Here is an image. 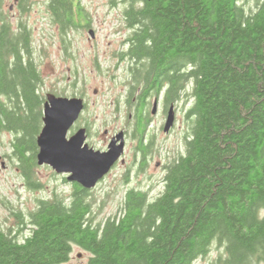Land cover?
<instances>
[{"label": "trees", "instance_id": "obj_1", "mask_svg": "<svg viewBox=\"0 0 264 264\" xmlns=\"http://www.w3.org/2000/svg\"><path fill=\"white\" fill-rule=\"evenodd\" d=\"M247 1L128 0L136 62L122 82L131 95L164 85L166 103H189L184 153L165 163L155 198L129 188L105 219L77 183L68 195L37 199L27 214L14 211L16 225L0 228V264H62L74 245L89 252V264H193L213 248L209 264H264V0ZM3 3L0 132L15 133L21 177L38 188L45 96L23 17L33 1L18 0L14 27ZM46 4L63 32L81 15L72 0Z\"/></svg>", "mask_w": 264, "mask_h": 264}, {"label": "rangeland", "instance_id": "obj_2", "mask_svg": "<svg viewBox=\"0 0 264 264\" xmlns=\"http://www.w3.org/2000/svg\"><path fill=\"white\" fill-rule=\"evenodd\" d=\"M32 1L30 10L23 17L26 20L27 26L31 29L33 58L44 81L41 86V92L44 96L47 92L54 93L53 91H55V93H59V96L85 98L87 106L84 107L76 123H88L92 127L90 137L92 144L96 148H101L104 145V140H99L100 135L97 133L99 126L94 121L100 114L106 120L116 115L114 109L112 112L110 102L112 98L118 97L120 100L124 98L123 96L126 90L122 82L125 77L124 72L123 70L117 71L112 81L111 71H108L111 65L110 60H101L103 71L100 75L97 74L99 73L98 71L93 70L92 60L89 69L85 68L88 62L84 61V59L74 61L65 60L62 49L56 43L57 41L60 42L59 28L57 25L51 24L50 14L47 12L45 1ZM93 1L96 3L100 0ZM254 1L249 0L245 2L246 6L253 5ZM12 3H14V0H4L3 10L8 15L14 27L17 22L16 18L19 17L20 13L16 8V4H13L12 9L9 10V6ZM95 7H97L100 14H103L106 9V5L100 2ZM120 10L121 5L119 3L114 5L113 22L107 18L104 25L102 26L101 24L96 29L100 50L109 47L108 42L113 41V47L119 45L117 40L121 39L124 35V32L115 33L118 22L121 20L119 15ZM76 36L79 41V47L81 48L82 45H85V38L88 37V33L85 30H78L77 34L73 35V37ZM84 49L85 57H89L90 52L86 48ZM81 52L79 50L77 56L80 55V57H83ZM114 63L115 61L113 59ZM124 65L125 63L122 64V66ZM121 95H123V98H121ZM188 105L189 103L184 102L177 105L176 124L174 129L168 133H164L161 130V120L159 117L150 126L149 131L156 133L158 144L154 147L155 153L153 157L149 158V164L144 167L135 166L136 163L131 158V144L127 150V157H125L124 163L120 162L114 171L107 173L95 187L89 189V200L93 201V212H97V220L105 219L116 213L120 207L125 191L129 188L147 191L151 198H155L161 192L163 187L162 178L164 175L163 164L170 161L173 157H177L178 154L184 153L185 150L184 134L187 127L185 111ZM123 111L124 108H121L119 120H122L119 121L118 126L124 125ZM30 128L34 135L37 124L34 122ZM130 128L131 126H128V129ZM1 133L0 153L8 150V142L11 140L9 132ZM2 143L4 146H2ZM26 155L29 157L30 151L26 152ZM4 164V167L0 166V228H5L9 224V221H6L8 213L12 214V212L19 210L26 212L35 208L36 200L39 198H49L54 193L68 195L71 192L72 183L66 180V174H57L47 165L37 164L34 167V179H37L41 183V186L38 188H30L27 185L26 187L23 186L24 181L21 177V170L20 172L14 171L12 163L10 162H4ZM216 255L217 250L213 248L207 258L198 259L193 264H209V261L215 258ZM89 256L88 251L74 245L70 254L71 261L68 264H89Z\"/></svg>", "mask_w": 264, "mask_h": 264}, {"label": "flooded vegetation", "instance_id": "obj_3", "mask_svg": "<svg viewBox=\"0 0 264 264\" xmlns=\"http://www.w3.org/2000/svg\"><path fill=\"white\" fill-rule=\"evenodd\" d=\"M46 3V0H44ZM18 0H14V3H12L9 6V10L12 9L13 4H16ZM100 2L106 5V9L103 12V14H100L98 12L97 7L95 5ZM114 3V4H113ZM119 3L121 5V10L119 11L120 15V21L118 22V27L115 29V33H122L124 32L123 37L121 39L117 40L119 42V45L113 47V41L108 42L109 47L102 48L100 50V47H98V38L96 36V29L104 25V23L107 21V18L112 20L113 22V7ZM72 5L74 7L78 6L80 10V17L78 21L69 22L67 25L66 31L63 32L61 29V26L59 23L54 22L52 20V16L50 13V10H48L47 4V12L50 14L51 24L58 26V32L60 36V42L58 43L59 48L62 49V53L65 56V60H82L87 61V66L85 68L89 69L90 63L92 60V67L94 71H98V75H100L103 71L102 69V59L110 60L111 65L108 68V71H111L112 81L113 77H115V74L119 70H123L124 75L131 74V71H134V66L136 59L132 54V42L133 37L132 33L135 32L136 27L129 26V23L126 21L125 17V11L129 8H131L128 0H100L95 3L93 0H72ZM133 8V7H132ZM118 15V16H119ZM18 19V18H16ZM78 30H85L88 33V37L85 38L86 42L85 45H82V47H79V41L77 40V36L73 37L74 34H77ZM113 30V25H112ZM87 49L88 52H90L89 57H85V49ZM81 50V55L83 57L77 56L78 51ZM113 59L115 63L113 64ZM125 63L124 66L122 64ZM114 70V71H113ZM44 83V81H43ZM42 83V85H43ZM41 85V86H42ZM125 86V94L124 96L121 95L122 100H120L118 97L112 98L110 102V106L115 110L114 117H112L109 120H106V118L102 117L101 114L99 117H97L94 121L95 124L99 126V130L97 131L98 135H100L99 140H104V145L101 148H96L91 140V132L92 127L87 123L83 122L81 124H77L76 122L72 125V127L69 130V133H74L77 129L80 127H84L86 129V142L90 147H93L94 149H98L100 151H105L109 145V143L115 138V136L122 131L123 132V139H124V150L121 157L113 164L110 171H114V169L117 167V165L120 162L124 163L125 157H127L126 153L128 148L131 146L132 151V157L133 162H135V166L144 167L145 165L149 164V158L153 157L154 155V147H156L157 143V135L155 132L151 133L149 131L150 126L153 124L155 120L159 117L160 127L161 130L164 133H168L170 130L174 129L175 122H176V109L177 105L179 103L177 102H165V91H164V85L160 87L156 86H149L145 91H140L141 87H137V93L131 95L128 93V87ZM43 88V87H42ZM52 93V92H51ZM143 97H140V96ZM123 96V97H122ZM129 97H131V100H129ZM84 105L86 104V99L83 98ZM84 106V107H85ZM121 108H124V120L123 126H118L119 121V112H121ZM172 109V112L174 114V121L173 125L170 128L168 132L164 131V124L167 118L168 113ZM93 123V122H92ZM120 123V124H123ZM138 123L145 124V133L143 138L140 139L137 126L139 127ZM128 126H131L130 129H128ZM3 132H9V131H2ZM11 136V140L8 142V150L6 152L0 153V166L4 167V162H10L12 163L13 170L16 172H20V162L15 155V149L12 148V140L15 137V133L9 132ZM69 134V135H70ZM102 135V137H101ZM119 141H117V144ZM134 143V144H133ZM2 146L4 144L2 143ZM135 148V149H134ZM159 163V162H158ZM163 164V169H164ZM109 171V172H110ZM108 172V173H109ZM23 180V178H22ZM24 181V180H23ZM23 186L26 187V183L24 181ZM9 209V208H8ZM13 213V212H12ZM28 211L24 212V214H27ZM6 221H9V224L5 227L6 228H13V226L16 225L17 217L13 214L8 213V216H6ZM5 220V218H4ZM5 223V222H4ZM13 223V224H12ZM71 259L69 258L67 261H65L62 264H68L70 263Z\"/></svg>", "mask_w": 264, "mask_h": 264}, {"label": "water", "instance_id": "obj_4", "mask_svg": "<svg viewBox=\"0 0 264 264\" xmlns=\"http://www.w3.org/2000/svg\"><path fill=\"white\" fill-rule=\"evenodd\" d=\"M84 106L82 97L45 94L42 127L36 137V163L49 166L57 174H66V180L71 183L91 189L123 154L124 139L120 131L107 149L100 151L87 144L84 127L68 135ZM173 121L171 109L164 124L165 132L170 130Z\"/></svg>", "mask_w": 264, "mask_h": 264}]
</instances>
